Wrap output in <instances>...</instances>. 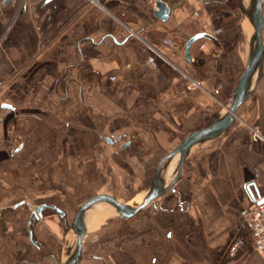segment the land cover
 Returning <instances> with one entry per match:
<instances>
[{"label": "crops", "instance_id": "1", "mask_svg": "<svg viewBox=\"0 0 264 264\" xmlns=\"http://www.w3.org/2000/svg\"><path fill=\"white\" fill-rule=\"evenodd\" d=\"M95 1L0 0V264L66 258L79 207L105 195L135 209L159 170L163 191L143 209L102 217L97 201L86 211L78 264H264L241 219L264 198V58L232 124L191 145L172 186L180 154L166 161L227 114L248 63L250 0ZM261 11L264 21V0ZM23 194L71 226L50 217L33 245ZM235 236L245 244L229 253Z\"/></svg>", "mask_w": 264, "mask_h": 264}, {"label": "water", "instance_id": "2", "mask_svg": "<svg viewBox=\"0 0 264 264\" xmlns=\"http://www.w3.org/2000/svg\"><path fill=\"white\" fill-rule=\"evenodd\" d=\"M12 0H2V5L6 6L9 4ZM261 5L262 0H250L248 7L250 9V23L252 25V33L250 36V42H249V58L248 63L246 66V69L242 76L240 77L236 89L233 93L231 103L229 107H227V114L220 118L216 119L209 127L201 129L199 131H195L187 135L183 141L181 142V145L174 150L171 154L166 156V161H169L175 154H180V159L177 163L175 176L170 184L172 186L174 182L177 179L179 169L181 162L183 160L184 154L187 153L191 145L197 141L198 139H204L209 136H216L223 131H225L233 122V114L235 113L236 109L246 100V98L249 96L251 88H252V77L256 76V80L259 78L262 70V57L264 56V47L262 43V30H263V15L261 11ZM202 36L201 34L194 35L188 41L185 45V56L188 59L189 58V46L190 44L198 37ZM5 108L10 109V105H4ZM161 170L157 172L156 179H155V185L150 191V197H156L160 192L163 191V177L161 176ZM105 195H96L92 198H90L88 201H86L78 210L75 221L72 225V230L78 229L80 234L78 236V239L76 241V244L72 251L68 254V256L60 263V264H78L81 257H82V247H83V234H84V227H83V218L86 211L99 199H101ZM264 203V198L259 199L258 204ZM147 203H143L138 205L135 209H132L125 204L117 201V209L118 212L122 217H128L132 213H135V211L143 209ZM46 207L45 205L35 207L34 213L32 214L35 218V213L38 215L40 214V211ZM52 207V206H49ZM53 208V207H52ZM54 210L56 213L59 214L60 217H63V213L54 207ZM29 234H30V241L33 244H36V241L33 237L32 230H31V224H29Z\"/></svg>", "mask_w": 264, "mask_h": 264}, {"label": "built area", "instance_id": "3", "mask_svg": "<svg viewBox=\"0 0 264 264\" xmlns=\"http://www.w3.org/2000/svg\"><path fill=\"white\" fill-rule=\"evenodd\" d=\"M88 2L96 3L95 0H87ZM194 86L198 83L193 82ZM259 136V134H257ZM242 223L247 227L252 239V250H264V203L255 204L245 210L241 216ZM245 244L243 237L237 236L228 246V252L234 253L240 250Z\"/></svg>", "mask_w": 264, "mask_h": 264}, {"label": "flooded vegetation", "instance_id": "4", "mask_svg": "<svg viewBox=\"0 0 264 264\" xmlns=\"http://www.w3.org/2000/svg\"><path fill=\"white\" fill-rule=\"evenodd\" d=\"M198 34H201L202 36H200V37H198V38H196L191 44H190V46H189V50H188V52H189V58L187 59L186 58V56H185V45H186V42L188 41V39H190L192 36H194V35H192L191 37H189L188 39H187V41L185 42V44H184V58H185V60L186 61H189L190 60V47H191V45L195 42V41H197V40H199V39H203V38H205V37H208V35H207V33H204V32H200V33H196L195 35H198ZM104 140V142H106V140L105 139H103ZM111 140V141H110ZM107 142H110V145H112V146H114V147H117L118 146V144L116 145L115 144V142H113V139H107ZM42 205H45L46 207H44L41 211H40V214H36L35 213V218L33 217V213H34V208L35 207H39V206H42ZM17 206L18 207H25V211H26V217H27V221H26V231H27V236H28V238H29V240H30V234H29V224H31V230L33 229V227L36 225V224H38V223H43L44 221H48V218H50V217H55L56 219H58L59 220V222H60V227L62 228V230L64 231V232H66V230L71 226V224H70V222H69V218H68V214L64 211V210H62V209H60V208H57V207H55L54 205H52V204H49V203H41V204H37V205H30L29 203H27V199H25V198H23L20 202H18L17 203ZM49 206H52V207H49ZM54 207L55 208H57V209H59L62 213H63V217H60L59 216V214L58 213H56V211L54 210ZM80 209V207L76 210V214H77V212H78V210ZM46 213H50V214H52V215H50V216H47L46 215ZM32 234H33V232H32ZM33 237H34V235H33ZM34 239H35V237H34ZM35 241H36V239H35ZM31 242V241H30ZM32 243V242H31ZM33 244V243H32ZM36 244H37V241H36ZM36 244H33V245H35V246H37Z\"/></svg>", "mask_w": 264, "mask_h": 264}, {"label": "bare ground", "instance_id": "5", "mask_svg": "<svg viewBox=\"0 0 264 264\" xmlns=\"http://www.w3.org/2000/svg\"><path fill=\"white\" fill-rule=\"evenodd\" d=\"M243 16L246 18V20L248 21V23L251 25V23H250V10H244V12H243ZM247 25V27H248V29L250 30V26L248 25V24H246ZM263 58H264V56L262 57V61H260V63H262L263 62ZM199 141H200V139H198L196 142H195V144L196 143H199ZM150 192H148V194H147V196L145 197V199L142 201L143 203H147L149 200H150ZM98 202H103V203H105L106 204V207L105 206H103V211H105V212H102L101 214H98V216L100 215V216H105V215H111V214H113V213H115L116 215H120V213L118 212V209H117V204L116 203H114V202H112L111 200H105V199H99V201ZM105 207V208H104ZM74 232H75V235H76V240H75V244H76V241H77V239H78V236H79V234H80V232H79V230L78 229H76V230H73ZM70 251V249L67 247L66 248V254L68 253Z\"/></svg>", "mask_w": 264, "mask_h": 264}, {"label": "rangeland", "instance_id": "6", "mask_svg": "<svg viewBox=\"0 0 264 264\" xmlns=\"http://www.w3.org/2000/svg\"><path fill=\"white\" fill-rule=\"evenodd\" d=\"M189 87L190 88H192V87H194V85L193 84H191V85H189ZM230 100V97H226V98H224V101H222V105L224 106V105H226L227 103H228V101ZM220 109H221V107H220ZM219 109V110H220ZM104 144H105V142H103ZM107 147H111L110 145H108L107 144ZM140 164H141V162H139ZM124 164L127 166V164L128 163H126L125 161H124V163H122V168H123V171H120L119 173H120V175L122 176V174H124V173H126L125 172V170H124ZM139 165V164H138ZM140 166V165H139ZM150 171V173L152 172L151 170H149ZM120 176V177H121ZM123 177V176H122ZM151 184V183H150ZM23 198H25V199H27V203H29L30 205H35V203H33V201L31 200V198H30V196L28 195V194H23L22 196H21V200L23 199ZM38 204V203H37ZM158 210H162V209H157V211ZM72 215V214H71ZM109 217H111V218H113V217H115V216H109ZM105 219H108L107 218V216H106V218H102V220H105ZM105 226V225H104ZM104 228V227H103ZM235 237H237V236H235ZM242 237V236H241ZM66 239L67 238H64L61 242H60V244H59V247H60V249L61 248H63V246H64V244H65V242H66ZM244 239V238H243ZM245 240V239H244ZM227 250H228V248H227ZM62 252H63V250H62ZM65 259V257H64V255H63V253H62V257H61V259H56V260H54V258H50V260L49 261H51V263L52 264H60L63 260ZM89 259L88 258H86V257H84V260H83V262H82V264H84L85 262H87ZM58 262H60V263H58ZM44 263H45V261H44Z\"/></svg>", "mask_w": 264, "mask_h": 264}]
</instances>
